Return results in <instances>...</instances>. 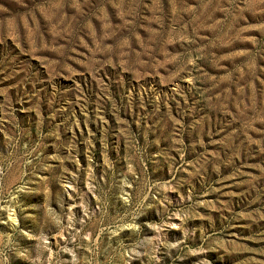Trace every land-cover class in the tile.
I'll list each match as a JSON object with an SVG mask.
<instances>
[{
	"label": "rangeland",
	"instance_id": "obj_1",
	"mask_svg": "<svg viewBox=\"0 0 264 264\" xmlns=\"http://www.w3.org/2000/svg\"><path fill=\"white\" fill-rule=\"evenodd\" d=\"M0 264H264V0H0Z\"/></svg>",
	"mask_w": 264,
	"mask_h": 264
}]
</instances>
